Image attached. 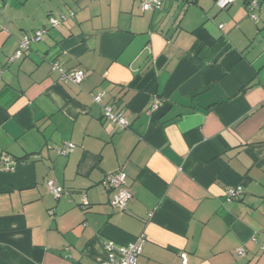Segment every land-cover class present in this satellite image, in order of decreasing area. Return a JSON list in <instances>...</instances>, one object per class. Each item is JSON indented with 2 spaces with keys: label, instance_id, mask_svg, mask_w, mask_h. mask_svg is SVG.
I'll return each instance as SVG.
<instances>
[{
  "label": "crops",
  "instance_id": "0c3cea01",
  "mask_svg": "<svg viewBox=\"0 0 264 264\" xmlns=\"http://www.w3.org/2000/svg\"><path fill=\"white\" fill-rule=\"evenodd\" d=\"M1 1L0 264H98L106 241L141 235L138 264H264V0L258 22L248 0ZM55 64L86 78L64 84ZM108 105L128 127L104 119ZM120 169L126 211L103 185Z\"/></svg>",
  "mask_w": 264,
  "mask_h": 264
},
{
  "label": "built area",
  "instance_id": "2783aa9c",
  "mask_svg": "<svg viewBox=\"0 0 264 264\" xmlns=\"http://www.w3.org/2000/svg\"><path fill=\"white\" fill-rule=\"evenodd\" d=\"M141 2L142 9L144 11H156L160 10L166 0H139ZM195 1V0H189ZM235 3V0H216V5L219 9H227ZM2 6V1L0 0V7ZM249 9V16L255 22L259 21L257 15V9L259 8V0H249L247 3ZM68 20L67 16L62 15L59 18H50V27L56 28L62 23ZM222 27V26H221ZM48 28H42L38 30L34 35L30 37H25L21 42L20 49H28L32 42L40 41L47 33ZM22 58V51H18L10 61L13 62L16 59ZM54 69L60 72V81L64 84L80 85L86 78L85 70H77L74 72H66L60 69L58 64L54 65ZM102 95L95 96L94 100L100 103ZM103 117L105 120L117 124L122 128H126L129 125L128 120L125 118L123 112H114L112 106H105L103 109ZM76 149L74 143H65L57 147V151L60 156H69ZM1 163L5 166L7 170L12 167V158L6 156L1 160ZM128 175L124 169H120L116 172H112L106 175L103 185L114 189V196L112 200L113 206L119 211H126L128 202L131 200L132 195L127 187ZM48 191L55 196L60 198L65 194L63 187L58 185L53 180L47 181ZM243 194V188L241 186L231 187L226 190L227 201L232 202L239 199ZM90 207V203L87 197H84L81 204V208L86 210ZM146 242V237L144 235L138 236L129 245H119L112 240H108L105 243L106 259L98 264H138V259L143 251V246ZM262 250L264 251V244L262 245ZM246 250L244 248L239 249V254H244ZM181 264H189L188 254L186 252L181 253Z\"/></svg>",
  "mask_w": 264,
  "mask_h": 264
},
{
  "label": "trees",
  "instance_id": "16d2710c",
  "mask_svg": "<svg viewBox=\"0 0 264 264\" xmlns=\"http://www.w3.org/2000/svg\"><path fill=\"white\" fill-rule=\"evenodd\" d=\"M248 1H249V0H248ZM38 30H40V29H38ZM38 30H35V31H33V32L29 33V34H26V35L23 36V38L20 40V44H19V48H18L17 52H18V51H22V58L25 56V52L28 51V50L31 48V45H32L33 42L31 43V45H30V47H29L28 49H23V50L20 49L21 42L25 39V37H30V36L34 35ZM48 32H49V30H48ZM43 38H44V37H43ZM43 38H42V39H43ZM42 39H41V40H42ZM41 40H40V41H41ZM17 52H16V53H17ZM113 191H114V189H113ZM138 260H139V259H138Z\"/></svg>",
  "mask_w": 264,
  "mask_h": 264
}]
</instances>
